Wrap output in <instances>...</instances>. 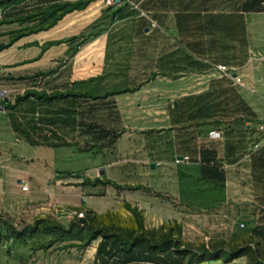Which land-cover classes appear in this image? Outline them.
Returning <instances> with one entry per match:
<instances>
[{"label": "crops", "instance_id": "obj_1", "mask_svg": "<svg viewBox=\"0 0 264 264\" xmlns=\"http://www.w3.org/2000/svg\"><path fill=\"white\" fill-rule=\"evenodd\" d=\"M63 2L84 8L0 52V90L8 99L0 95V209L15 227L19 223L17 229L37 220L67 228L80 211L92 214L88 224L96 228L97 219L118 212L134 221V235H143V242L132 246L136 260L119 263L117 255L98 254L101 236L83 248L80 241H53L38 233L23 242L8 239L7 257L15 264H186L187 257L171 251L173 243L194 252L242 248L241 234L250 236L254 226L264 225V199L257 200L264 198L257 189H264L263 135L257 136L260 149L242 158L251 144L248 133L264 114V10L243 0L229 10L164 11L168 18L159 19L158 29L148 24L141 29L153 46L144 68L120 77L108 73L91 83L82 78V60L98 59L107 35L77 45L67 64L65 41L90 25L111 26L113 19L127 24L126 18L117 20L128 12L124 3L103 8L100 0H17L0 6V21ZM180 12L241 15L243 33L234 18L219 20L221 26L211 32L204 19L177 25ZM20 45L34 49L33 56L21 58L13 51ZM217 63L233 68L242 85L218 79L210 68ZM2 79L22 82L2 85ZM113 153L118 162H104ZM181 156L189 162L175 165ZM217 186L219 197L210 190ZM108 195L114 206L101 210L89 204ZM240 223L244 228L234 226ZM68 242L74 245L65 251ZM226 257L197 264L235 261Z\"/></svg>", "mask_w": 264, "mask_h": 264}, {"label": "rangeland", "instance_id": "obj_2", "mask_svg": "<svg viewBox=\"0 0 264 264\" xmlns=\"http://www.w3.org/2000/svg\"><path fill=\"white\" fill-rule=\"evenodd\" d=\"M134 3L139 4V8L142 11H150V16L159 23V19L166 20L168 18V13H164V11H168L169 9H176L178 11L182 10H207V11H218L221 9H233L236 7L238 3H240L242 0H150L146 3L141 2V0H129ZM67 4H73L77 9L66 13L65 11L69 8L67 6L63 5ZM60 5L59 15L61 13H66L65 16L73 15L75 12H78L79 3H70V2H63L58 4ZM123 5V4H122ZM126 5V4H125ZM124 6V5H123ZM127 6V5H126ZM128 7V6H127ZM126 11L121 13L117 20L121 18H126L128 21L127 24H122L123 22L116 23L115 19H113V23L111 22V26L107 24H104L105 27H101V25H90L86 29L78 32L76 36H73L69 39H67L65 42L69 45L67 54L65 56V59L63 60L65 64L68 63V60L71 59L72 56L77 54V45L79 46H88L92 40H94L98 36H102L103 34L107 35L106 43H102L100 46V56L98 59H89L85 58L86 53L82 55L84 60H82V78L86 81L95 82L98 79L99 81H103L106 77L105 75L108 73H111L114 76H124L125 73L129 70L137 69L139 66L140 69L144 68V64H147L149 59H145L144 55L146 52H149L152 50V43L148 39H144L142 34H140L142 31V27L145 24H148L147 20L144 18H138L137 13L135 11L128 10V8L124 7ZM82 10V9H81ZM95 9L92 10L94 13ZM52 19H49L44 26H48L51 23ZM3 22V21H2ZM126 23V22H125ZM123 25V26H121ZM24 26V25H23ZM23 26L20 27V24H13L4 22L0 25V41L2 43L0 44H9L12 37L14 36V31H18L20 29H24ZM26 27V26H25ZM52 29V27L48 28L45 31H41L38 34H42L44 32H48ZM106 33H103L105 32ZM37 35V34H36ZM15 43V42H14ZM13 43V44H14ZM11 44L10 46H12ZM9 46V47H10ZM4 51V50H3ZM1 51V52H3ZM13 51H16L20 54L21 58H31L32 52H35L32 48H27L26 45H20L16 48H13ZM27 53V54H26ZM89 57V55H88ZM30 60V59H28ZM144 62V64H142ZM141 64V65H139ZM71 65L67 66L66 69L70 68ZM39 74H36L33 78L35 80H39ZM119 79V78H118ZM117 80H113L118 81ZM2 85H17V82H22V80L19 79H13L11 82L6 81L2 79ZM256 131V130H255ZM256 133V132H255ZM255 133L253 134V138L255 137ZM252 138V139H253ZM261 151V150H260ZM118 154H108L105 157L104 162H118ZM83 160L85 158L83 157ZM100 188V187H99ZM260 191V195L264 194V189L258 187L257 188ZM259 197V196H258ZM264 199L263 196H260L257 198V200ZM168 204V202H166ZM90 205H94L95 208L104 210L106 205H115V200L111 199V196L108 195L107 199H93L89 200ZM261 211V210H260ZM82 212V211H80ZM85 213V212H83ZM260 212H258L259 214ZM78 215V214H77ZM261 216V213L259 214V217ZM0 217L3 219H6L9 222V216L7 213H4L0 209ZM264 217V216H263ZM76 219H78V216H76ZM130 221V222H129ZM131 222H134L131 219L124 218L120 213L113 212L111 213V216L106 217L105 219H97L95 221V228L96 230H105L107 229V232L110 231V233H117V235L120 236V234L124 235L125 231L131 232V230L134 229V224ZM136 223L137 220H135ZM131 223V224H130ZM130 225L126 228H121V225ZM19 227V223L17 225ZM106 226V227H105ZM111 226V229L109 228ZM2 230V234L8 233L9 229H7V226H4L3 228H0ZM242 239L243 243L238 245V247H247V244L251 242L252 247L244 249L246 252L240 253V255L243 254L244 257L242 258H235V261H231V264H264V246H261L257 243L256 240L250 241V238L248 235L241 234L239 237ZM6 241H2L0 244L4 245ZM218 242V241H217ZM70 243V244H69ZM220 243V241H219ZM225 243V242H221ZM68 246H63L64 250L66 251L67 247L71 248L74 244L73 242H68L66 244ZM242 245V246H241ZM235 246V245H233ZM233 246H228V248H232ZM21 249V248H19ZM237 248L234 247L232 251H235ZM3 249H0V264H15L17 263V260H14L13 258L7 257V254L4 252ZM67 253V252H66ZM65 253V254H66ZM71 254V253H69ZM14 256V255H13ZM239 256V254L237 255Z\"/></svg>", "mask_w": 264, "mask_h": 264}, {"label": "trees", "instance_id": "obj_3", "mask_svg": "<svg viewBox=\"0 0 264 264\" xmlns=\"http://www.w3.org/2000/svg\"><path fill=\"white\" fill-rule=\"evenodd\" d=\"M17 0H1L0 6L3 4L8 3H15ZM243 1V0H242ZM247 1V0H246ZM264 0H253L251 8L256 6V9L258 11L264 10V7H261L260 4L263 3ZM64 7H69L65 12L69 13L75 9H77L73 4H65ZM79 8H84V5L79 3ZM60 5H56L53 8L45 11H38L33 14L27 15V16H21L18 17L16 14L15 17H12L11 15L4 17L0 21V25L4 22L8 23H17L20 24V27L23 26L24 29H20L18 31H14V36L12 37L9 44H0V52L7 49L11 44L18 41L19 39L32 35V34H38L41 31H45L50 27H53L55 23L65 16L66 13H61L59 15ZM177 25L184 24V22L187 19H204L205 22L211 26L209 28L210 32L217 29L221 25L219 24V20H227L228 18H234L238 19L240 21L241 31L243 33V20L241 15H229V16H222L217 14H207V15H201L198 13H185L180 12L175 14ZM52 19L51 23L48 26L42 27L45 25V23ZM3 21V22H2ZM222 23V22H221ZM26 26V27H25ZM213 42V40L211 41ZM242 110H248L246 107H244V104L242 103ZM252 115V113H248V116ZM256 131L254 129L250 130L248 133V138L251 143L257 142L258 135L255 133ZM255 133V137L253 138V134ZM253 138V139H252ZM31 142V141H30ZM213 191L218 197L222 192V187L217 186L210 189ZM185 206L188 204L183 202ZM84 218L78 219V221H75L74 223H70V225L65 228L61 225H54L48 221L44 220H37L34 222V224L31 227H25L22 229H17L13 225V222L9 220V222L6 219H3L0 217V228H3L4 226H7V229H9L8 233L2 234V230L0 229V243L2 241H8V239H12L13 241L17 242H23L26 238H30L35 236L38 233H45L49 234L50 236L54 237L53 241H80L83 248L91 244L93 240H95L98 236H101L104 241L99 245L98 248V254H105L106 257L112 256L114 257L117 255V260L119 263H126L130 261L136 260V253L133 250V245L138 244L139 242H143V235L137 236L135 234V230H131V232L126 231V235L120 234L117 235V233H111V234H105L103 230L99 229L96 230L88 223L91 222V219L93 218L92 214L90 212L84 211ZM137 220V219H135ZM138 222V220H137ZM136 223V222H135ZM138 225V223H136ZM238 228V227H236ZM240 229V228H239ZM250 239L255 238L257 243L261 246H264V225H257L254 226L250 231ZM252 246L242 247L238 248L235 251H223V249L217 248V249H210L206 250L205 248L199 250V251H191L186 246L180 243H173L171 245L170 249L173 253L181 255L183 259L187 257L186 264H197L202 261H205L206 258L208 259H218L221 254H226V260H232L240 253H245L246 251L244 249L251 248ZM108 248V250H105ZM103 251V252H102ZM242 254V255H243ZM111 257V258H112Z\"/></svg>", "mask_w": 264, "mask_h": 264}, {"label": "built area", "instance_id": "obj_4", "mask_svg": "<svg viewBox=\"0 0 264 264\" xmlns=\"http://www.w3.org/2000/svg\"><path fill=\"white\" fill-rule=\"evenodd\" d=\"M119 3H124L126 4L129 9L131 11H135L137 13V17L138 18H144L147 20L148 22V28L149 29H152V30H155V29H158L159 26H158V23L155 19H153L151 16H150V12H145V11H142L140 8H139V4L138 3H134L132 1H129V0H100V5L105 8V7H110V6H115ZM211 70L215 73V76L218 78V79H223V78H230L233 80V82L237 85H242L241 83V79L235 74V70L231 67H228L224 64H220V63H217V64H211L210 66ZM235 75V76H233ZM1 91H3L4 93V96H5V91L4 90H0V95H2ZM256 134L258 136H262L261 138L263 139L264 141V114H263V119L262 121H260L257 126H256ZM210 136L212 137H216L217 136V133L215 132H211L210 133ZM260 149V143L259 142H253L250 144V147L247 149V151L242 155V158L245 159V158H249L250 155L255 152V151H258ZM189 162V157L188 156H181V157H175L174 160H173V163L175 165H179V164H187ZM160 165V163H155V166L158 167ZM22 190L23 191H27V186H22ZM165 198H168L167 196ZM170 200V198H168ZM171 204H176V202L172 199H171ZM184 205V204H183ZM185 206V205H184ZM78 219H82L84 218V213L83 212H80L78 213ZM14 226H16V223H13ZM240 229L244 228V225L243 224H236L234 225ZM0 249H3L5 250L6 247L4 245H1L0 244Z\"/></svg>", "mask_w": 264, "mask_h": 264}, {"label": "water", "instance_id": "obj_5", "mask_svg": "<svg viewBox=\"0 0 264 264\" xmlns=\"http://www.w3.org/2000/svg\"><path fill=\"white\" fill-rule=\"evenodd\" d=\"M233 76H235V75H233ZM1 93H2L1 97L3 98L4 102L7 103L8 99L6 98V96H4L3 91H1ZM151 168H153V165H151Z\"/></svg>", "mask_w": 264, "mask_h": 264}]
</instances>
